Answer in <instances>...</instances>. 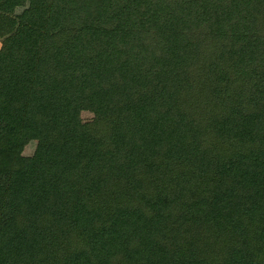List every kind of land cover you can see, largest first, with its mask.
I'll list each match as a JSON object with an SVG mask.
<instances>
[{
	"label": "trees",
	"instance_id": "trees-1",
	"mask_svg": "<svg viewBox=\"0 0 264 264\" xmlns=\"http://www.w3.org/2000/svg\"><path fill=\"white\" fill-rule=\"evenodd\" d=\"M17 8L0 45V264H264V0H0ZM204 25L233 42L217 48L234 82L194 56ZM199 60L207 88L179 72ZM189 87L200 126L177 110ZM177 160L215 197L171 222L158 181ZM180 229L194 237L176 261L163 241Z\"/></svg>",
	"mask_w": 264,
	"mask_h": 264
},
{
	"label": "rangeland",
	"instance_id": "rangeland-1",
	"mask_svg": "<svg viewBox=\"0 0 264 264\" xmlns=\"http://www.w3.org/2000/svg\"><path fill=\"white\" fill-rule=\"evenodd\" d=\"M22 12L21 8H17L14 11V14H3L0 13V24L5 23L9 28H3L0 25V45L1 41L10 36L15 32V29L17 27L18 21L17 16ZM208 27L207 26H200L199 27H192L190 28L188 34L189 36H192L191 38H195L198 45V52L197 54L194 53V56L198 55H204L206 58H209L211 56H218L220 60L217 62H214L216 69L211 74L214 78H228L231 80V82H234L232 72H229L230 75L225 76L223 75L225 70L221 71V67H229L227 64L228 61L225 59L224 56L225 53L223 52L224 49H218L217 47H226V48H232L233 42L227 39H215L212 38V40H206L208 38ZM201 33V34H200ZM203 33H206L202 35ZM209 39V38H208ZM211 43L214 47H211ZM210 44V46H209ZM221 61V63H220ZM225 62V63H224ZM231 66V65H230ZM233 69V68H231ZM212 70V69H210ZM234 70V69H233ZM232 71V70H231ZM7 72V71H6ZM182 80L185 83L191 84V86L196 87L197 84H201L203 88H207L208 86V62L207 60H199L195 63H191L185 67H182L179 70ZM235 77V76H234ZM186 89L183 91L179 96L177 97V102L182 99H185L182 102V105H180V109L177 108L179 113H183L188 116H192V118L196 119L195 126H200L199 124H203L204 116H205V110H204V99L205 96L202 94H196L194 93L191 95L189 93L190 91ZM195 88L192 87V90ZM203 102V103H202ZM92 114L88 112H83L81 114V119L83 122H88L92 119ZM36 148V142L35 141H29L25 144L22 155L24 157H31L35 151ZM159 183H163L171 192L169 198H174V202L172 205L165 211V213L169 216L171 222H176L178 216L186 209V207L193 201L198 200H205L206 202L210 203L211 200L215 197L214 192L212 189L204 187L200 181L197 180L193 173L192 169V160H177L175 161L171 166L164 169L163 173L161 174V177L158 181ZM98 212L101 213L104 216V219L107 220L108 216L111 214V212L114 210L112 206H110L109 203H99L98 206ZM193 235L189 233L186 230L180 229L179 237H175V241H171L169 239L168 233L166 237H164L163 245L170 248L171 253L176 261H182L185 259H188L191 257L190 254H188V246L191 245L193 242ZM177 238V239H176ZM206 248L199 252L200 257L204 258L208 253L205 252Z\"/></svg>",
	"mask_w": 264,
	"mask_h": 264
}]
</instances>
